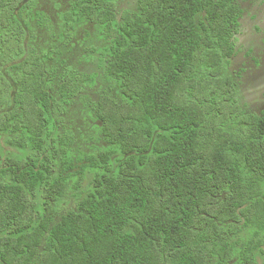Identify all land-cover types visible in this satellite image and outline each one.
Here are the masks:
<instances>
[{
	"label": "trees",
	"instance_id": "obj_1",
	"mask_svg": "<svg viewBox=\"0 0 264 264\" xmlns=\"http://www.w3.org/2000/svg\"><path fill=\"white\" fill-rule=\"evenodd\" d=\"M118 1L69 0L55 32L36 0H0V264H261L264 114L227 71L238 0ZM83 24L117 93L90 103L86 155L64 117L97 75L59 60Z\"/></svg>",
	"mask_w": 264,
	"mask_h": 264
},
{
	"label": "rangeland",
	"instance_id": "obj_2",
	"mask_svg": "<svg viewBox=\"0 0 264 264\" xmlns=\"http://www.w3.org/2000/svg\"><path fill=\"white\" fill-rule=\"evenodd\" d=\"M69 0H36V9L44 12L58 30V16L68 8ZM136 0H119L118 14L125 10L133 11ZM241 10L239 33L236 36L235 55L228 65V73L233 77L236 95L241 108L246 113L264 114V0H238ZM38 44L54 43L59 45L52 33L46 29L38 32ZM98 35L97 28L92 24H83L76 28L70 42L60 46L59 60L80 72L96 74V85L77 97L64 117V130L74 135V150L86 154H94L102 146L101 138L90 113V103L99 94L107 92L117 97L116 89L103 77L104 63L97 53L91 49L105 46ZM5 136H0V160L10 152L5 145ZM92 175L82 185L84 194L90 186ZM63 210L74 207L75 197L67 196ZM260 263L263 264L261 258Z\"/></svg>",
	"mask_w": 264,
	"mask_h": 264
}]
</instances>
